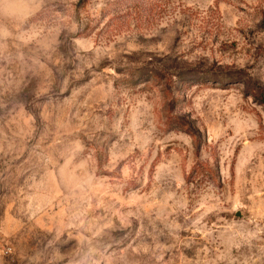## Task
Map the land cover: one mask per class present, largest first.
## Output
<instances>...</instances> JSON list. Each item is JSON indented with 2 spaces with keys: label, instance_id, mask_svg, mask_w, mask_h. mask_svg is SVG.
I'll use <instances>...</instances> for the list:
<instances>
[{
  "label": "rangeland",
  "instance_id": "1",
  "mask_svg": "<svg viewBox=\"0 0 264 264\" xmlns=\"http://www.w3.org/2000/svg\"><path fill=\"white\" fill-rule=\"evenodd\" d=\"M0 264H264V0H0Z\"/></svg>",
  "mask_w": 264,
  "mask_h": 264
},
{
  "label": "clouds",
  "instance_id": "2",
  "mask_svg": "<svg viewBox=\"0 0 264 264\" xmlns=\"http://www.w3.org/2000/svg\"><path fill=\"white\" fill-rule=\"evenodd\" d=\"M102 6V5H101Z\"/></svg>",
  "mask_w": 264,
  "mask_h": 264
}]
</instances>
